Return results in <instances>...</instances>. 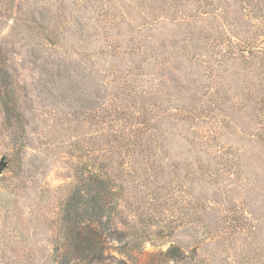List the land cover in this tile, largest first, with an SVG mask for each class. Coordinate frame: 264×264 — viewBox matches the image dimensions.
I'll list each match as a JSON object with an SVG mask.
<instances>
[{
    "label": "rangeland",
    "instance_id": "obj_1",
    "mask_svg": "<svg viewBox=\"0 0 264 264\" xmlns=\"http://www.w3.org/2000/svg\"><path fill=\"white\" fill-rule=\"evenodd\" d=\"M0 63V264H264V0H0Z\"/></svg>",
    "mask_w": 264,
    "mask_h": 264
},
{
    "label": "trees",
    "instance_id": "obj_2",
    "mask_svg": "<svg viewBox=\"0 0 264 264\" xmlns=\"http://www.w3.org/2000/svg\"><path fill=\"white\" fill-rule=\"evenodd\" d=\"M3 68L0 63V100L4 114L11 116L14 106L11 102L9 103V96L5 93L10 81L6 77ZM95 180L93 182L90 180V183L97 184L96 182H98L99 185L103 186V181L96 180L95 182ZM95 188L94 192L87 189H74L65 203L63 218L68 224L61 249L65 256L68 255L73 260L86 259L89 255L94 258L95 255L101 256L102 254V232L97 231L93 226V221L100 220L105 208V198L109 195L110 190H106L107 187L104 186L102 189L98 185ZM80 218H84L83 224L81 223V227L80 224L79 227H76L74 221L80 220L81 222L82 219ZM78 252H81V257L75 255ZM67 262L69 261L67 260Z\"/></svg>",
    "mask_w": 264,
    "mask_h": 264
},
{
    "label": "water",
    "instance_id": "obj_3",
    "mask_svg": "<svg viewBox=\"0 0 264 264\" xmlns=\"http://www.w3.org/2000/svg\"><path fill=\"white\" fill-rule=\"evenodd\" d=\"M7 161L5 160V158L4 157H1L0 158V174H1V171L5 168V167H7Z\"/></svg>",
    "mask_w": 264,
    "mask_h": 264
}]
</instances>
